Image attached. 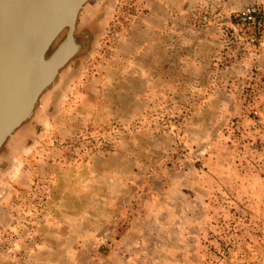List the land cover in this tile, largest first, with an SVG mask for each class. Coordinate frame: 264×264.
<instances>
[{
    "label": "rangeland",
    "instance_id": "obj_1",
    "mask_svg": "<svg viewBox=\"0 0 264 264\" xmlns=\"http://www.w3.org/2000/svg\"><path fill=\"white\" fill-rule=\"evenodd\" d=\"M78 29L0 150V264H264V0H93Z\"/></svg>",
    "mask_w": 264,
    "mask_h": 264
},
{
    "label": "water",
    "instance_id": "obj_2",
    "mask_svg": "<svg viewBox=\"0 0 264 264\" xmlns=\"http://www.w3.org/2000/svg\"><path fill=\"white\" fill-rule=\"evenodd\" d=\"M85 1L0 0V150L77 54L73 32ZM65 28L67 38L51 53Z\"/></svg>",
    "mask_w": 264,
    "mask_h": 264
},
{
    "label": "flooded vegetation",
    "instance_id": "obj_3",
    "mask_svg": "<svg viewBox=\"0 0 264 264\" xmlns=\"http://www.w3.org/2000/svg\"><path fill=\"white\" fill-rule=\"evenodd\" d=\"M93 0H86L85 3L82 5V7L80 8L78 14H77V20H76V24H75V29H74V32H73V36L75 38V43L77 44L78 46V52L77 54L70 60L68 61V63L60 70V73L56 79V81L54 82V84L57 82L60 74L62 73V71L64 69H66L78 56L79 54H81V52L84 50L85 46L87 45V42H88V39H89V34H88V30H81L79 31L78 27H79V24H80V19H81V16L82 14L85 12V10L88 8V6L92 3ZM68 33H69V29L68 28H65L58 36V38L56 39V41L59 39V37L61 38L59 43L55 46V43L56 41L54 42L52 48H51V53H53L58 47L59 45L65 41V39L67 38L68 36ZM53 84V85H54ZM52 85V86H53ZM51 86V87H52ZM50 87V88H51ZM49 88V89H50ZM48 89V90H49ZM47 90V91H48Z\"/></svg>",
    "mask_w": 264,
    "mask_h": 264
},
{
    "label": "built area",
    "instance_id": "obj_4",
    "mask_svg": "<svg viewBox=\"0 0 264 264\" xmlns=\"http://www.w3.org/2000/svg\"><path fill=\"white\" fill-rule=\"evenodd\" d=\"M260 15V12L258 11V9L254 8V7H248L245 10H243V12L239 15V19H243L244 21H248V20H254L256 21Z\"/></svg>",
    "mask_w": 264,
    "mask_h": 264
},
{
    "label": "bare ground",
    "instance_id": "obj_5",
    "mask_svg": "<svg viewBox=\"0 0 264 264\" xmlns=\"http://www.w3.org/2000/svg\"><path fill=\"white\" fill-rule=\"evenodd\" d=\"M75 42H76V41H75ZM74 47H78L76 43H74ZM72 48H73V46L70 47V49H72Z\"/></svg>",
    "mask_w": 264,
    "mask_h": 264
}]
</instances>
